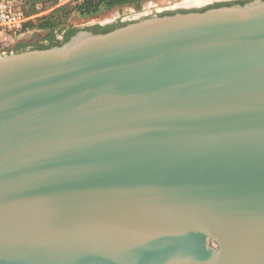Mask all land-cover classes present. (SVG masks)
<instances>
[{
    "label": "water",
    "instance_id": "95a60500",
    "mask_svg": "<svg viewBox=\"0 0 264 264\" xmlns=\"http://www.w3.org/2000/svg\"><path fill=\"white\" fill-rule=\"evenodd\" d=\"M0 51V264H264V0Z\"/></svg>",
    "mask_w": 264,
    "mask_h": 264
},
{
    "label": "rangeland",
    "instance_id": "374dc122",
    "mask_svg": "<svg viewBox=\"0 0 264 264\" xmlns=\"http://www.w3.org/2000/svg\"><path fill=\"white\" fill-rule=\"evenodd\" d=\"M79 0H56V4H67V8H70ZM192 0H143L138 4H128L122 6H116L108 10H103L97 15L84 18L74 11L66 19V28H94L96 25L105 26L113 25L114 22L127 21L130 19L138 18L153 13H160L166 10L176 9L179 4ZM202 1V0H201ZM236 0H203L206 4L225 3ZM18 8L28 13L30 17H36L44 14L49 9H42L41 2L39 0H14ZM65 30L57 33V38L61 39ZM45 33L42 31L32 30L26 31L22 36L12 35L6 39L0 38V51H9L17 49L15 44L24 42L22 49L35 47L36 44L47 41H43ZM21 40V41H18ZM17 42V43H16ZM14 44V45H12Z\"/></svg>",
    "mask_w": 264,
    "mask_h": 264
},
{
    "label": "trees",
    "instance_id": "16d2710c",
    "mask_svg": "<svg viewBox=\"0 0 264 264\" xmlns=\"http://www.w3.org/2000/svg\"><path fill=\"white\" fill-rule=\"evenodd\" d=\"M42 5V9H49L44 14H41L36 17H30L28 13H25L23 10L21 12L26 17V20L22 24L21 32L26 31H42L45 33L42 38L43 41H47L36 44L35 47L44 48L53 44H60L65 39H67L74 31L78 28H66L65 22L66 19L76 11L80 16L84 18L92 17L97 15L103 10H108L116 6L128 5V4H138L143 0H79L76 1L73 6L67 8V4H56V0H39ZM221 4V3H218ZM115 25H105L99 26L96 25L94 28H101V31H106ZM62 30H65L62 34V38H57V33H60ZM22 44H18L16 51L22 50Z\"/></svg>",
    "mask_w": 264,
    "mask_h": 264
},
{
    "label": "built area",
    "instance_id": "2783aa9c",
    "mask_svg": "<svg viewBox=\"0 0 264 264\" xmlns=\"http://www.w3.org/2000/svg\"><path fill=\"white\" fill-rule=\"evenodd\" d=\"M26 20L14 0H0V38L22 36V24Z\"/></svg>",
    "mask_w": 264,
    "mask_h": 264
},
{
    "label": "flooded vegetation",
    "instance_id": "af4514ba",
    "mask_svg": "<svg viewBox=\"0 0 264 264\" xmlns=\"http://www.w3.org/2000/svg\"><path fill=\"white\" fill-rule=\"evenodd\" d=\"M241 1V0H240ZM243 1V0H242ZM214 4H216V3H214ZM122 22H124V21H121V22H114V24L113 25H117V24H120V23H122ZM89 29H91V30H94V31H100L101 30V28H89ZM20 44H22V45H24V42H20ZM16 46H18V44H15ZM30 48V47H29Z\"/></svg>",
    "mask_w": 264,
    "mask_h": 264
},
{
    "label": "bare ground",
    "instance_id": "6f19581e",
    "mask_svg": "<svg viewBox=\"0 0 264 264\" xmlns=\"http://www.w3.org/2000/svg\"><path fill=\"white\" fill-rule=\"evenodd\" d=\"M192 2H194V4H199V3H202L203 2V0L201 1V0H192Z\"/></svg>",
    "mask_w": 264,
    "mask_h": 264
},
{
    "label": "crops",
    "instance_id": "0c3cea01",
    "mask_svg": "<svg viewBox=\"0 0 264 264\" xmlns=\"http://www.w3.org/2000/svg\"><path fill=\"white\" fill-rule=\"evenodd\" d=\"M18 41H21V40H18ZM17 43V42H16ZM17 44H20V42L19 43H17ZM12 45H14V44H12Z\"/></svg>",
    "mask_w": 264,
    "mask_h": 264
}]
</instances>
